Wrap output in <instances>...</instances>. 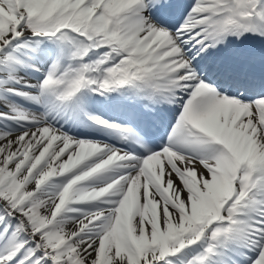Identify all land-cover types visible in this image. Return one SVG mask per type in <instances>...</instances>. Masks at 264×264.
Wrapping results in <instances>:
<instances>
[{"label": "snow or ice", "instance_id": "obj_1", "mask_svg": "<svg viewBox=\"0 0 264 264\" xmlns=\"http://www.w3.org/2000/svg\"><path fill=\"white\" fill-rule=\"evenodd\" d=\"M0 264H264V0H0Z\"/></svg>", "mask_w": 264, "mask_h": 264}]
</instances>
